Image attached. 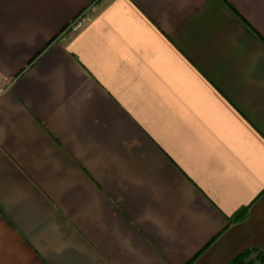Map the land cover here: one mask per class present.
I'll list each match as a JSON object with an SVG mask.
<instances>
[{
  "label": "crops",
  "instance_id": "crops-1",
  "mask_svg": "<svg viewBox=\"0 0 264 264\" xmlns=\"http://www.w3.org/2000/svg\"><path fill=\"white\" fill-rule=\"evenodd\" d=\"M252 247L264 0H0V264H228Z\"/></svg>",
  "mask_w": 264,
  "mask_h": 264
},
{
  "label": "trees",
  "instance_id": "trees-1",
  "mask_svg": "<svg viewBox=\"0 0 264 264\" xmlns=\"http://www.w3.org/2000/svg\"><path fill=\"white\" fill-rule=\"evenodd\" d=\"M255 253V257L250 258V255ZM264 261V254L256 247L246 248L239 252L228 264H256Z\"/></svg>",
  "mask_w": 264,
  "mask_h": 264
},
{
  "label": "built area",
  "instance_id": "built-area-1",
  "mask_svg": "<svg viewBox=\"0 0 264 264\" xmlns=\"http://www.w3.org/2000/svg\"><path fill=\"white\" fill-rule=\"evenodd\" d=\"M86 18H87V17H86V15H85L84 13L79 14V15L76 17V19L74 20V22L71 24V28H72V29H77V28H79V27L82 25L83 21H84Z\"/></svg>",
  "mask_w": 264,
  "mask_h": 264
},
{
  "label": "rangeland",
  "instance_id": "rangeland-1",
  "mask_svg": "<svg viewBox=\"0 0 264 264\" xmlns=\"http://www.w3.org/2000/svg\"><path fill=\"white\" fill-rule=\"evenodd\" d=\"M253 257H255V253H252L251 255H250V258H253ZM257 264V263H256Z\"/></svg>",
  "mask_w": 264,
  "mask_h": 264
}]
</instances>
